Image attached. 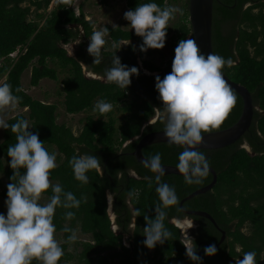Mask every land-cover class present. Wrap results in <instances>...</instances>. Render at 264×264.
Listing matches in <instances>:
<instances>
[{
	"label": "trees",
	"instance_id": "1",
	"mask_svg": "<svg viewBox=\"0 0 264 264\" xmlns=\"http://www.w3.org/2000/svg\"><path fill=\"white\" fill-rule=\"evenodd\" d=\"M178 0H126L128 9L137 5L155 2L162 8ZM182 14L174 30L172 56L164 64L157 65L152 59H142V65L155 74L143 72L138 58L142 37L134 31L118 26L109 28V39L120 49L102 48V61L94 64L88 54L89 37L94 29L92 20L86 18L83 5L76 0H0V83L12 85L15 95L22 97L20 107L28 111L7 119L9 124L17 119H27L30 131L38 132L44 146L55 149L61 157L57 167L51 170L53 184L59 183L65 191H71L79 199L87 198L78 209L57 207L54 223L57 232L64 233V256L59 264H195L186 256L187 242L181 227L173 219L191 218L196 221L192 228V239L197 245V254L202 264H236L248 251L257 253L258 264H264V0H214L212 41L214 53L231 58L233 67L225 66L223 72L233 81L248 88L254 102V115L250 128L236 142L218 149H198L217 172V182L209 191L184 202L189 210L208 212L216 221L197 214H188L178 205L169 206L165 227L172 233L169 240L149 249L145 240V216L155 217V206L160 203L156 192L155 173L139 163L131 153L140 137L148 132L164 130L165 122L156 113L162 110L163 102L155 89V77L161 79L171 72L174 49L182 39H192L189 21L188 0H181ZM51 7V8H50ZM83 39L71 55L65 47ZM130 41L129 44L123 45ZM17 52L16 56H12ZM114 53L123 64L136 66L139 76L131 77L127 88L107 83L105 69L111 66ZM32 66L30 85L38 86L42 79L60 81L64 95L63 104L69 114H77L94 107V102L105 99L113 106L121 105L126 114L121 122L108 112V118L86 117L83 128L75 134L70 126L57 121L56 103H47L30 95L22 85V76ZM101 78H93L88 73ZM157 72V73H156ZM19 88L20 91L16 92ZM235 106L228 112L219 129L233 126L243 110V99L236 92ZM132 95V97H130ZM155 118V119H154ZM154 119V120H153ZM210 132V133H211ZM205 134V133H204ZM133 140L132 142H129ZM16 143V133L3 129L0 142V172L5 184L0 196L6 199L7 184L11 183V169L7 155L8 146ZM248 145V146H245ZM184 146L157 142L143 148L149 158L159 152L163 165L176 166ZM94 154L100 158L102 170L88 172V183L74 178L69 160L78 154ZM23 174L24 169H20ZM213 179L209 171L200 183L187 184L184 175L167 174L161 180L175 187L181 201ZM18 177L13 178L16 182ZM113 195L112 220L109 211V194ZM53 195L51 188L46 192ZM42 203V202H41ZM139 209V216L134 212ZM74 211L75 218L66 219V211ZM4 213V209L0 208ZM136 225L131 230L133 218ZM114 223L118 229L114 228ZM65 227L79 229L89 239L68 243L71 233ZM246 228V230H245ZM130 232L132 234H130ZM223 232L225 239L220 242ZM131 238L128 246L126 236ZM215 244L218 251L207 256L204 248ZM33 264H39L34 260Z\"/></svg>",
	"mask_w": 264,
	"mask_h": 264
},
{
	"label": "clouds",
	"instance_id": "2",
	"mask_svg": "<svg viewBox=\"0 0 264 264\" xmlns=\"http://www.w3.org/2000/svg\"><path fill=\"white\" fill-rule=\"evenodd\" d=\"M63 2L70 3V0ZM178 13L182 14L179 7L168 5L162 8L155 2H148L127 10L124 18L136 35L142 37L140 51L147 52L150 48L165 47L170 21L175 19ZM108 34L109 28L104 27L94 30L89 37L87 52L94 57V64H100L102 61V48L106 44L105 37ZM129 43L130 41L123 45ZM121 46L114 45L117 50ZM174 53L171 72L163 79L159 75L155 77V89L163 102L158 116L165 122L164 135L168 142L184 146L176 168L184 175L185 183H200L209 174L210 162L197 146L203 143L204 133L220 128L237 101V95L223 73L225 66L233 67L234 62L231 58L225 59L213 52L205 55L193 38L180 40ZM14 54L17 52L12 56ZM133 75L139 76V69L123 64L115 53L111 66L104 72L105 81L120 88H127L132 83ZM19 91L17 88L16 92ZM21 100L22 97L14 94L10 83H0V129H11L16 133V143L8 146L7 151L11 158L9 164L13 169V175L10 178L12 182L6 186L4 202L6 214L0 212V264H33L34 260L39 264H59L64 256V248L62 242L56 238V234L63 233L57 232L54 223L56 209L57 207L78 209L87 198L82 195L78 199L71 191H65L61 184H53L50 181L51 170L58 166L56 153L49 152L39 138L38 132L30 131L32 127L27 119H17L15 123H8L6 110L15 109ZM26 108L24 112L27 113L28 107ZM93 110L103 115L113 110V104L100 99L94 104ZM142 162L156 174L155 190L160 201L154 209L155 217L145 216L147 226L144 228L146 238L143 243L152 249L172 236L164 224L167 217L166 209L178 205L180 200L175 187L161 180L165 174L161 153L157 152ZM69 165L74 178L85 184L89 181L87 175L89 171L102 170L100 158L88 153L74 155L69 160ZM20 169H24L23 174ZM15 177H18V180L13 182ZM49 188L53 195L47 203H41L42 193ZM110 197L111 194L107 197L108 201ZM134 212L139 216V209H135ZM75 215L76 213L70 210L64 213L65 218L69 220L75 218ZM112 215H114L112 220H115L113 212L111 217ZM188 223L191 228L193 221ZM114 225L117 227L115 223ZM63 231L71 233L66 242L75 243L79 239L75 229L65 227ZM182 243L186 248V256L195 264H202V257L197 254L194 240L188 236L187 242ZM217 251L215 244L204 248L207 256H213ZM256 257L255 251L245 252L243 259L236 261V264H258Z\"/></svg>",
	"mask_w": 264,
	"mask_h": 264
},
{
	"label": "rangeland",
	"instance_id": "3",
	"mask_svg": "<svg viewBox=\"0 0 264 264\" xmlns=\"http://www.w3.org/2000/svg\"><path fill=\"white\" fill-rule=\"evenodd\" d=\"M84 6V10L87 11V13L90 15L88 18L93 21L94 23V29L100 30L107 26H118L127 30L134 31V29H131V26L129 25V22L124 18V13L129 10L126 6V0H76L75 4L76 6L80 5ZM173 6L181 7L182 1L178 0L176 2H172ZM51 8V7H50ZM180 20V14H176L175 19L170 21V27H175ZM135 32V31H134ZM175 32L174 30L172 32L167 33V39L166 44L163 49H148L147 51L151 53H146L143 56L138 58L139 63L142 62V59H152L157 65H161L164 60L168 59L172 55V42H173V36ZM106 44L103 46L106 50H113L114 43L110 41L109 36L107 35L105 37ZM83 39H78L73 43L67 44L65 47L68 49L69 53H76L79 44L76 43L77 41H82ZM164 64V63H163ZM89 72L88 74H90ZM153 73V72H152ZM150 73V74H152ZM46 81H42L41 86H37L36 88H32L29 84L30 80V69L26 70L22 76V83H24L25 88L28 90L27 92L31 93L34 97L38 99H42L45 102L49 103H56L58 105L57 110V121L59 123H65L68 126L72 128L75 134H78L81 129L83 128V125L85 123L86 117L89 115H92L94 117H103L108 118V114H100L98 111H94L93 108L88 109L84 112L77 113V114H69L65 111V107L63 104V94L61 92V83L60 81H54L49 80L48 78H45ZM44 79V80H45ZM102 79L105 80V77H102ZM132 97V95H130ZM97 101L94 102V104ZM121 105L113 106V115L117 118L118 123L121 122L125 116V112L120 110ZM23 112V109L15 108L11 109L9 108L6 110V118L10 117L13 114ZM158 113H156L155 118L157 117ZM154 118V119H155ZM153 119V120H154ZM2 129H0V140L2 139ZM248 146V145H245ZM50 152H55L57 156V163L60 160L59 157H61L60 153L57 152L55 149H53ZM6 179L4 177V174L0 172V190L3 184L5 183ZM51 182H53L50 179ZM111 194V193H110ZM49 200L48 196L46 194L42 193L41 201L42 203H47ZM5 199L0 197V208L4 209V213L6 214V205H5ZM109 211L110 213L112 210V204H113V195L111 194V197L109 199ZM114 215H112V218ZM114 220V219H113ZM190 221H193L191 218H184L181 223L179 222V226L182 227L183 234L186 238V241L188 239V236L192 237V227H195V222L193 221V226L189 228ZM114 228L116 226L114 225ZM246 230V228H245ZM79 239L78 240H87L89 239L88 235L82 234L80 230L76 229ZM56 238L61 242H64V236L63 233L56 234ZM126 241L128 245H131V238L129 235L126 237ZM76 244L73 243L70 247L71 251H74ZM65 264V263H62Z\"/></svg>",
	"mask_w": 264,
	"mask_h": 264
},
{
	"label": "water",
	"instance_id": "4",
	"mask_svg": "<svg viewBox=\"0 0 264 264\" xmlns=\"http://www.w3.org/2000/svg\"><path fill=\"white\" fill-rule=\"evenodd\" d=\"M213 8L214 0H188L191 35L192 38L196 41L200 51L205 55L211 52L214 53L212 41ZM145 72L149 73L147 70H145ZM88 76H92L93 78H101L100 76L94 73H90L88 74ZM224 77L234 89V91L238 92L243 99L242 114L239 120L233 126L221 131L203 134V143L198 145L197 149H218L232 144L246 133L252 123L255 106L251 92L246 86L233 81L225 73ZM132 141L133 140H130L128 141V143ZM157 142H168L166 136L164 135V130H155L142 135L138 143L136 144L135 149L131 153L133 154V156H135L136 160L139 163L143 164L142 161L147 159V157L143 154V148L147 145ZM163 167L165 169L164 175H183L177 170L176 166L163 165ZM210 172L213 174L212 181L184 197L180 201V208L188 214H197L205 216L210 219L216 226H218L212 215H210L208 212L189 210L183 207L184 202L196 195L209 191L216 184L217 172L212 167H210ZM181 221V219H173V222L175 224H179V222L181 223ZM224 239L225 232H223L220 242H222Z\"/></svg>",
	"mask_w": 264,
	"mask_h": 264
},
{
	"label": "crops",
	"instance_id": "5",
	"mask_svg": "<svg viewBox=\"0 0 264 264\" xmlns=\"http://www.w3.org/2000/svg\"><path fill=\"white\" fill-rule=\"evenodd\" d=\"M82 4V3H81ZM127 6V5H126ZM128 8V7H127ZM83 9H84V6H83ZM85 11V10H84ZM86 12V18L87 19H89L88 17L90 16L88 13H87V11H85ZM71 55H75V53H70ZM29 69H30V77H31V70H32V66H30L29 67ZM50 80V79H49ZM42 81H46V79L44 80V79H42ZM42 81L40 82V84L38 85V86H41V83H42ZM29 82H30V80H29ZM30 84V83H29ZM22 85H23V87L25 88V85H24V83H22ZM31 86V85H30ZM32 88H36L37 86H31ZM26 89V88H25ZM26 91H28L27 89H26ZM62 92V91H61ZM29 93V92H28ZM30 95H32L31 93H29ZM33 96V95H32ZM34 97V96H33ZM63 97H64V95H63ZM34 98H36V97H34ZM38 99V98H37ZM40 100H42V99H40ZM43 101V100H42ZM47 103H49V102H47ZM17 109H19V108H21V109H23V112L24 111H26L27 110V108L26 107H20L19 105H17V107H16ZM58 110V109H57ZM20 113V112H19ZM16 114H18V113H16ZM16 114H13L12 113V115L10 116V117H12V116H14V115H16ZM10 117H7L6 119H8V118H10ZM2 132H3V129H2ZM3 140V133H2V139L0 140V142ZM5 184V183H4Z\"/></svg>",
	"mask_w": 264,
	"mask_h": 264
},
{
	"label": "flooded vegetation",
	"instance_id": "6",
	"mask_svg": "<svg viewBox=\"0 0 264 264\" xmlns=\"http://www.w3.org/2000/svg\"><path fill=\"white\" fill-rule=\"evenodd\" d=\"M175 219V218H174ZM193 220V219H192ZM194 221V220H193ZM195 222V224L197 223L196 221H194ZM135 225H136V218L134 217L133 218V221H132V223H131V226H130V228H131V230H133V228L135 227ZM116 229H118V226L116 227ZM130 234H132L131 232H130ZM129 247H131V245H129Z\"/></svg>",
	"mask_w": 264,
	"mask_h": 264
},
{
	"label": "bare ground",
	"instance_id": "7",
	"mask_svg": "<svg viewBox=\"0 0 264 264\" xmlns=\"http://www.w3.org/2000/svg\"><path fill=\"white\" fill-rule=\"evenodd\" d=\"M77 13L79 14V9H78V6H77ZM17 54H14V56H16ZM140 66H141V68H142V70H143V72H145V70H147L146 68H144L143 67V65H142V63H140ZM149 73H147V72H145V73H147V74H150V73H152L151 71H149V70H147ZM157 73V72H156ZM152 74H155L154 72L152 73Z\"/></svg>",
	"mask_w": 264,
	"mask_h": 264
}]
</instances>
